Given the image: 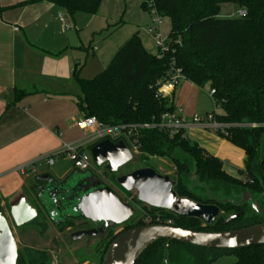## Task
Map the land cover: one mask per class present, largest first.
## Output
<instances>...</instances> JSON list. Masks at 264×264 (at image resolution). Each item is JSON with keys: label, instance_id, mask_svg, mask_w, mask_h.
Wrapping results in <instances>:
<instances>
[{"label": "trees", "instance_id": "1", "mask_svg": "<svg viewBox=\"0 0 264 264\" xmlns=\"http://www.w3.org/2000/svg\"><path fill=\"white\" fill-rule=\"evenodd\" d=\"M41 2L64 9L74 17L77 13L97 15L102 0H29L20 6ZM223 5H235L246 15L219 18ZM151 7L160 18L170 20L168 40L171 51L163 58L149 53L137 33L94 79L80 78L78 65L75 66L73 78L80 90L76 104L84 119L95 118L107 127H123V132L130 134L129 142L137 149L141 163L136 170L154 169L153 159L167 158L176 174L174 191L178 197L218 205L220 215L208 226L198 219L181 218L168 211L143 206L146 214L122 233L146 225V220L150 221L148 224L209 233L262 224L257 220L252 225L233 228L243 219L241 205L203 201L188 188L184 178L190 174L191 163L193 175L200 183H224L264 193V154H261L264 144V0H151L149 12ZM173 61L182 70L186 81L200 89L209 86L215 91L212 99L221 113L212 114L218 124L225 126L217 131V135L245 153V181L228 174L219 159L187 139L184 131L171 135L158 127H145L158 125L164 115L175 114L173 99L161 97L156 90V84L167 79ZM30 95L15 91L14 101L8 103L7 109ZM121 140L131 147L125 137ZM134 203L143 205L137 200ZM223 212L241 214L238 220L225 225ZM77 220L81 219H70ZM109 232L101 237H106ZM118 236L107 243L103 258ZM184 250L190 252L196 264H216L231 257L236 259L233 264H264V245L218 250L169 243L165 239L152 242L141 252L135 264H172ZM22 260L19 251L18 264H22Z\"/></svg>", "mask_w": 264, "mask_h": 264}, {"label": "crops", "instance_id": "2", "mask_svg": "<svg viewBox=\"0 0 264 264\" xmlns=\"http://www.w3.org/2000/svg\"><path fill=\"white\" fill-rule=\"evenodd\" d=\"M27 1L0 0L2 210L17 203L23 196L33 199L38 205L36 193L45 185L40 178L47 173L42 165L23 176L17 171L20 166L37 163L45 156L62 152L66 146L89 151L95 144L91 141L92 131L81 127L84 116L78 110L76 97L70 93V79H73L75 66L79 65L76 60L83 55H73L76 50L73 41L68 36L63 40L58 33V7L46 2L20 6ZM148 3L151 5V0H102L92 23L99 20L108 27H123L124 24L146 27L151 22ZM137 33L139 35V31ZM140 39L145 49L154 54L147 49L143 38ZM182 82L186 84L181 88ZM182 82L170 95L175 114L190 122L195 115L209 114L207 109L197 105L199 88L186 80ZM17 90L31 95L7 109L8 103L14 101ZM45 94L50 96L46 99ZM189 99H192L191 103ZM211 129L210 126L189 123L184 132L187 139L219 159L228 174L244 181L245 153L217 134H212ZM56 165L52 166V175L49 176L54 182L62 183L68 175L61 178L63 168ZM88 173L100 176L96 172Z\"/></svg>", "mask_w": 264, "mask_h": 264}, {"label": "water", "instance_id": "3", "mask_svg": "<svg viewBox=\"0 0 264 264\" xmlns=\"http://www.w3.org/2000/svg\"><path fill=\"white\" fill-rule=\"evenodd\" d=\"M93 163L98 168L105 166L110 174H117L120 169L134 160L129 146L124 141L103 140L90 148ZM46 185L33 199L23 196L10 206L9 216L16 228L34 222L39 216V207L55 226L65 224L69 219H84L99 229L83 230L71 236L72 241L96 237L114 227L128 223L136 214L135 209L124 203L117 192L101 182L91 173L77 174L62 183L54 182L49 175L40 178ZM87 180L81 187L79 184ZM116 184L126 193L136 192L138 202L153 209L168 211L181 218L201 220L205 225H212L220 215L218 205L203 204L179 198L174 191L176 182L166 175L157 173L152 168H142L116 178ZM66 192L64 199L59 192ZM58 202V203H57ZM247 202L256 215H263L251 199ZM65 209L59 213V204ZM235 205H240L234 203ZM240 218L239 214L225 220L228 225ZM165 239L194 247L237 250L264 245V224L217 233L193 232L165 224H146L120 234L109 246L102 264H135L141 252L152 242ZM19 248L11 224L0 209V264H18Z\"/></svg>", "mask_w": 264, "mask_h": 264}, {"label": "rangeland", "instance_id": "4", "mask_svg": "<svg viewBox=\"0 0 264 264\" xmlns=\"http://www.w3.org/2000/svg\"><path fill=\"white\" fill-rule=\"evenodd\" d=\"M150 6V3H148L149 8ZM57 10L58 33L63 40H66V36H68L70 37V41H73V46L76 47L73 55H83L82 58L76 60L79 62L78 71L79 76L82 79L91 80L102 73L112 60L116 51L131 39L137 31H139V36L143 38L144 43L147 45V49L151 52L153 51L154 54H157L155 41L148 33V28L151 26V22L149 23L150 25L146 27H136L130 24H124L123 27H117L116 25L108 27L106 23L99 20L92 23V15L77 13L74 17H71L64 9L58 7ZM239 11L240 9L235 5H223L219 18L225 19L238 17ZM59 15L65 19V25L68 26V30L65 29V25L60 21ZM170 29V20L164 19L161 25V33L164 38L168 37ZM70 80H72L69 83L72 88L70 93L75 97L80 96L78 84L74 78ZM181 84L182 88L186 83L182 82ZM197 91L198 95L196 98L198 107L209 111V114L202 115V118H207L208 115L214 112L217 114L221 113V110L215 107L214 101L211 98L210 87L206 86L204 89L199 88ZM49 96V94H45L46 99ZM177 100L178 99L175 101L176 104ZM189 100V103H191L192 99ZM211 132L212 134H217L215 129H211ZM89 151L81 149V152H83L92 163V170H90V172H96L97 174L100 173L101 175L96 178L101 180L104 184L105 178L102 174L105 173L111 187L116 190L122 201L134 205L136 215L126 225L115 227L110 230L106 237L97 236L84 238L74 242L71 240L70 236L77 231L92 229L93 225L90 222H86L84 219L77 221L69 220L65 225L55 226L49 220L45 212L39 207V216L34 222L21 228H16L9 216L10 206H6L2 211L10 221L14 236L18 243L19 251L22 253V264H102V254L110 239L120 235L128 226H132L138 219H141L144 214H146V211L143 210V206L145 205H137L134 203V200H137V193H126L115 182L116 178L127 175L141 166L139 156L134 155V160L120 169L117 174H110L106 171L105 166L98 168L94 165ZM132 152L134 154L133 150ZM261 154H264V144L261 149ZM152 164L157 173L170 176L173 180L177 179L173 170V165L167 158L153 159ZM55 165L56 167L61 166L63 168V172L60 176L61 178H64L68 175L66 180L72 179L78 173H86L77 172L73 162L67 155L59 158ZM52 168L53 167L43 165L42 169L47 175H52ZM189 168L190 174L184 178V183L197 197L201 198L203 201L213 200L217 203H237L241 205L243 219L234 225L233 228H243L252 225V223L257 222V220L264 224V216L256 215L250 205L246 206L243 203L244 200L249 197L258 209L264 210V193H258L247 188H235L224 183H200L193 175L194 170L191 163ZM246 178L247 177H244V181ZM233 215L234 213H222L224 219ZM256 216L259 218L254 219ZM146 221L147 224L150 222L149 220ZM235 261L236 259L232 257L223 258L216 264H233ZM172 264L196 263L190 252L184 250L180 253L178 259Z\"/></svg>", "mask_w": 264, "mask_h": 264}, {"label": "built area", "instance_id": "5", "mask_svg": "<svg viewBox=\"0 0 264 264\" xmlns=\"http://www.w3.org/2000/svg\"><path fill=\"white\" fill-rule=\"evenodd\" d=\"M245 15L246 12L244 10H240L238 12L239 17H244ZM150 16L151 26L148 28V33L153 37L155 41V46L157 48L156 55L159 58H163L166 54L171 51L168 37L164 38L161 33V25L163 23V19L158 16L157 12L152 7L150 10ZM59 19L62 24H66L65 19H63L61 16H59ZM65 29L68 30V26L65 25ZM184 80L185 77L183 76L182 70L177 68L175 62L173 61L168 70L167 79L163 82H159L156 84V90L158 95H160L161 97H170V95L174 92L177 86ZM214 94L215 91L211 90V96H213ZM189 123L197 126H210L217 131L219 129L223 130V128L225 127L215 121V116L213 114L208 115L207 118H202L200 116L195 115L192 117L191 122L187 121L182 117L177 116L176 114H167L161 118V121L158 125H147L145 127H158L160 129L170 132L171 135H176L180 131H185L188 128ZM81 127L84 130L92 131L91 141L94 143H98L107 139L112 142L123 141L121 140L122 137H125L126 140L129 142L130 134H125L123 132V127L103 126L99 124L95 118L84 119L81 123ZM130 146L132 147V149L131 147H129L131 152L132 150L134 151V154L133 152L132 154L138 155L137 149L131 143ZM64 155H67L71 159L77 171L89 172L90 170H92V163L89 161L88 157L84 155L83 152H81V148L66 146L64 147L62 152H57L45 156L37 163L20 166L17 171L19 174L24 176L34 172L37 167H40L42 165L52 167L55 165L56 161ZM99 175L101 174L99 173Z\"/></svg>", "mask_w": 264, "mask_h": 264}, {"label": "flooded vegetation", "instance_id": "6", "mask_svg": "<svg viewBox=\"0 0 264 264\" xmlns=\"http://www.w3.org/2000/svg\"><path fill=\"white\" fill-rule=\"evenodd\" d=\"M88 172L86 171V173L85 174H87ZM78 174H82V173H78ZM102 176L105 178V185H107V186H110L111 187V184L109 183V181H108V177L105 175V173H103L102 174ZM87 182V180H85V181H83L82 183H80L79 184V187H81L84 183H86ZM102 182V181H101ZM103 183V182H102ZM104 184V183H103ZM46 185V184H45ZM44 185V186H45ZM114 189V188H113ZM116 191V190H115ZM58 194H62L63 195V198L64 199H66V198H69V195H67V191L66 192H64V191H62V192H59ZM118 194V193H117ZM58 203V202H57ZM244 205H246V206H249V204L247 203V202H245L244 203ZM64 209H65V204L64 203H61V204H59V207H58V210H59V213H62L63 211H64ZM48 217V216H47ZM49 218V217H48ZM50 220V219H49ZM70 220V219H69ZM51 221V220H50ZM86 221V220H85ZM87 222V221H86ZM93 225V224H92ZM101 227V225H99V226H94L93 225V228L92 229H99ZM119 227V226H118ZM115 228V227H114ZM92 229H89V230H92ZM113 229V228H112ZM112 229H109L108 231H110V230H112ZM83 231V230H82ZM107 231V232H108ZM77 232H79V231H77ZM106 232V233H107ZM105 233V234H106ZM73 235V234H72ZM71 235V236H72ZM71 236H70V238H71ZM97 236H100V234H98ZM96 236V237H97ZM101 237V236H100ZM85 238H87V237H85ZM82 239H84V238H82ZM81 239V240H82Z\"/></svg>", "mask_w": 264, "mask_h": 264}]
</instances>
